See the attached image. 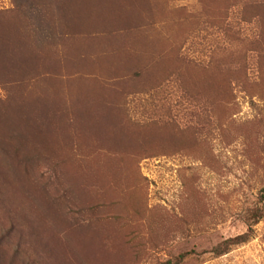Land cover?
<instances>
[{"label":"rangeland","instance_id":"374dc122","mask_svg":"<svg viewBox=\"0 0 264 264\" xmlns=\"http://www.w3.org/2000/svg\"><path fill=\"white\" fill-rule=\"evenodd\" d=\"M263 185L264 0H0V264H264Z\"/></svg>","mask_w":264,"mask_h":264},{"label":"trees","instance_id":"16d2710c","mask_svg":"<svg viewBox=\"0 0 264 264\" xmlns=\"http://www.w3.org/2000/svg\"><path fill=\"white\" fill-rule=\"evenodd\" d=\"M261 189H262V191L264 192V185L262 186ZM258 218H259V216H258ZM246 238H247V234H242V235H239V236L237 237V239H238L240 242L245 241ZM166 263H168V262H166Z\"/></svg>","mask_w":264,"mask_h":264}]
</instances>
